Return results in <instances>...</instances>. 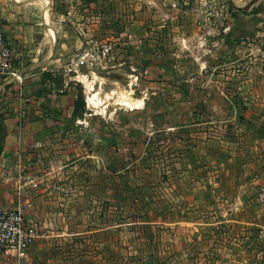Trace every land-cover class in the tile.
<instances>
[{"label":"crops","instance_id":"1","mask_svg":"<svg viewBox=\"0 0 264 264\" xmlns=\"http://www.w3.org/2000/svg\"><path fill=\"white\" fill-rule=\"evenodd\" d=\"M178 3L179 0H0V33L12 51L13 69L19 74L0 87V125L6 131L0 153V207L24 205L40 226V234L25 258L0 253V264H124L122 234L112 229L116 233H109L105 224L91 222L85 216L94 192L93 168L103 175L104 185L101 181L95 183L96 194L101 195L107 185L109 148L106 140L89 137L91 125L82 121L85 110L73 116L76 89L69 82L70 73L92 76L93 68L74 63L82 54L98 48L97 40L104 38L103 34H201L203 27H195L193 20L204 22L211 13L204 9L180 12ZM199 3L202 8L222 5V13L231 23L210 29L215 38L225 35V40L212 39L215 68L219 70L231 62L220 56L234 49L249 52V56L253 51L261 55L259 59L244 60V70H239L236 78L221 77L218 70L217 75L213 73V84L221 87L215 86L217 90H213L211 98L221 100V107L201 108L211 117V122L206 123L220 124V132L211 126L210 134L202 138L205 145L201 142L199 146V171H203L199 174V194L211 195L213 200L208 198V203L219 201L222 209L234 212L230 220L233 223L248 225L249 212L261 208L257 193L264 186V75L260 69L258 74H252L253 65H264V0ZM156 19L163 21L155 22ZM109 20L114 29L109 27ZM241 35L251 39L235 42ZM200 47L203 48L201 43ZM155 59H148L145 78L150 80L160 73L167 81L177 80V71L172 67L178 61L160 64ZM108 62L109 59L104 66L95 68L107 69ZM124 64V60L118 62L119 67ZM178 64L187 66L184 61ZM201 65H206L203 60ZM45 74L61 75L62 90H57ZM167 95L164 97H172ZM221 117L226 122L217 123ZM207 128H203L204 132ZM120 159L121 155L111 160L115 175L121 172ZM92 226L98 229H89Z\"/></svg>","mask_w":264,"mask_h":264},{"label":"rangeland","instance_id":"2","mask_svg":"<svg viewBox=\"0 0 264 264\" xmlns=\"http://www.w3.org/2000/svg\"><path fill=\"white\" fill-rule=\"evenodd\" d=\"M177 7L180 12L204 9L211 13L204 22L193 20L195 27H203L201 34H103L105 37L96 44L111 47L108 68L93 67L92 76L85 79L70 73L69 82L85 102L87 114L82 121L91 125L89 137L106 140L109 148L107 185L101 195L96 194L95 183L103 184V175L93 168L95 193L85 216L91 222L105 224L109 233H116L112 229L122 234L124 264H264L262 206L249 212L250 224H235L230 221L234 212L222 209L219 201L208 203V198L213 200L211 195L199 194V174H203L199 171V146L201 142L205 145L202 138L210 134L211 126L216 130L220 125L206 123L211 122V117L201 108L221 107L222 103L211 98L220 84H213L212 75H217L218 69L213 66L216 56L210 47L213 38L225 40V35L215 38L210 29L231 23L222 13V5L202 8L199 0H179ZM113 24L109 20L112 29ZM249 39L241 35L235 42ZM248 54L239 49L221 54V59L231 62L219 68V75L236 78L239 70H244V60L261 58L255 51ZM154 56L160 64L178 61L172 67L177 71V80L167 81L160 73L150 80L145 78L148 59ZM123 60L125 64L119 67L118 62ZM202 60L204 67L200 66ZM180 61L187 66H179ZM259 69L264 75V65H253L252 74H258ZM167 94L172 97H164ZM222 118L217 123L226 122ZM217 130L220 132V128ZM120 155L121 172L115 175L111 160ZM63 229L67 231V227Z\"/></svg>","mask_w":264,"mask_h":264},{"label":"built area","instance_id":"3","mask_svg":"<svg viewBox=\"0 0 264 264\" xmlns=\"http://www.w3.org/2000/svg\"><path fill=\"white\" fill-rule=\"evenodd\" d=\"M110 53L111 47L103 44L82 54L74 64H85L89 68L102 67L109 59ZM13 68L12 51L0 33V87L9 84L12 78L19 77ZM76 74L86 78L84 74L77 72ZM257 200L264 210V186L259 188ZM39 234V224L27 214L24 205H17L14 208L0 207V253L25 258Z\"/></svg>","mask_w":264,"mask_h":264},{"label":"trees","instance_id":"4","mask_svg":"<svg viewBox=\"0 0 264 264\" xmlns=\"http://www.w3.org/2000/svg\"><path fill=\"white\" fill-rule=\"evenodd\" d=\"M45 78L47 80H49L51 83H53L55 85V88L57 90H62V86H63V77L61 75H57L55 77H52V75L50 74H45ZM85 110V102L84 99L82 97V95L80 94V92H78L76 90V100L74 103V111H73V116H79L82 112H84ZM6 131L5 129L0 125V153L2 150V141L4 138Z\"/></svg>","mask_w":264,"mask_h":264},{"label":"bare ground","instance_id":"5","mask_svg":"<svg viewBox=\"0 0 264 264\" xmlns=\"http://www.w3.org/2000/svg\"><path fill=\"white\" fill-rule=\"evenodd\" d=\"M94 96H95V95H94ZM124 104H125V103H124ZM125 105H126V106H128V105H129V103H126ZM136 108H137V107H136Z\"/></svg>","mask_w":264,"mask_h":264}]
</instances>
